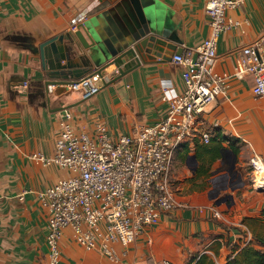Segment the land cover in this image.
I'll return each instance as SVG.
<instances>
[{"label":"crops","instance_id":"1","mask_svg":"<svg viewBox=\"0 0 264 264\" xmlns=\"http://www.w3.org/2000/svg\"><path fill=\"white\" fill-rule=\"evenodd\" d=\"M136 1L154 13L172 38L167 43L181 52L211 33L205 0ZM128 3L132 6L131 0H0V264L51 262L49 211L37 191L69 171L32 155H54L64 108L73 113L77 131L96 137L97 124H102L115 140L166 117L165 87L178 94L185 89L183 66L147 55L145 63L117 80L101 82L99 92L87 99L67 85L47 87L53 74L43 66L41 45L76 31L71 20L84 9V21L111 9L110 16L123 18ZM226 17L236 24L220 33L215 68L228 75L227 93L207 105L195 124V131L209 132L211 140L204 143L198 134L190 138L172 163L171 184L182 205L162 213L157 225L128 246L117 244L116 260L85 249L65 229L59 239L60 264H155L165 258L195 264L203 254L223 264L253 235L264 233V188L254 187L261 174L250 163L255 154L264 160V95L253 92L252 75H233L239 49L264 33V0H245L228 8ZM135 64L131 60L124 69ZM103 73L108 81L119 75L115 64ZM214 189L219 191L215 195Z\"/></svg>","mask_w":264,"mask_h":264},{"label":"built area","instance_id":"2","mask_svg":"<svg viewBox=\"0 0 264 264\" xmlns=\"http://www.w3.org/2000/svg\"><path fill=\"white\" fill-rule=\"evenodd\" d=\"M205 1L211 33L199 45L173 56V62L183 66L185 89L178 94L164 88V99L169 104L164 119L113 140L102 124H97L96 137L77 131L73 113L64 108L54 155L33 153V158L43 164H55L69 171L67 176L37 191L49 211L50 264H60L59 239L65 229H71L74 239L85 249L98 250L116 260L117 244L128 246L147 227L157 225L162 213L182 205L169 176L173 159L190 138L199 135L204 143L211 140L209 132L195 131V124L207 105L227 93L228 75L215 68L217 46L220 33L236 24L226 17V10L245 0ZM87 14L88 9H84L72 18L73 30L78 29ZM233 75L239 79L252 75L253 92L264 95V33L239 49ZM103 77L106 79L105 74ZM103 77L85 76L67 86L87 99L99 92ZM250 163L256 173L264 175L260 155H253ZM213 212L222 218L219 211ZM155 264L173 262L165 258Z\"/></svg>","mask_w":264,"mask_h":264},{"label":"water","instance_id":"3","mask_svg":"<svg viewBox=\"0 0 264 264\" xmlns=\"http://www.w3.org/2000/svg\"><path fill=\"white\" fill-rule=\"evenodd\" d=\"M131 1L132 6L129 3L125 6L128 16L120 18L115 13L110 16L111 9L96 20L82 22L84 33L79 26L76 31L54 36L41 45L43 66L53 74L46 82L47 87L68 85L73 80L94 74L103 77V72L115 64L119 75L110 81L103 77L102 82L107 85L145 63L144 55L167 61L181 52L177 45L167 43L172 38L154 13H149L143 3ZM131 60L136 64L125 70Z\"/></svg>","mask_w":264,"mask_h":264},{"label":"trees","instance_id":"4","mask_svg":"<svg viewBox=\"0 0 264 264\" xmlns=\"http://www.w3.org/2000/svg\"><path fill=\"white\" fill-rule=\"evenodd\" d=\"M264 215V209H263ZM195 264H217L207 255H201ZM223 264H264V233L255 236L254 240L241 248Z\"/></svg>","mask_w":264,"mask_h":264},{"label":"bare ground","instance_id":"5","mask_svg":"<svg viewBox=\"0 0 264 264\" xmlns=\"http://www.w3.org/2000/svg\"><path fill=\"white\" fill-rule=\"evenodd\" d=\"M254 186L258 188H264V176L259 175L254 182Z\"/></svg>","mask_w":264,"mask_h":264},{"label":"rangeland","instance_id":"6","mask_svg":"<svg viewBox=\"0 0 264 264\" xmlns=\"http://www.w3.org/2000/svg\"><path fill=\"white\" fill-rule=\"evenodd\" d=\"M171 168H172V166H171ZM171 172L172 171H170V180H171V183L173 182L172 181V179H171ZM261 175H263V174H261ZM264 176V175H263ZM254 185V184H253ZM172 186V188H173V190L175 191L176 190V187H174L173 185H171ZM255 187V186H254ZM219 191L217 190V189H214L213 191H212V194H217ZM236 192H238V190H236ZM255 239V237H254V235L252 236V239L251 240H254Z\"/></svg>","mask_w":264,"mask_h":264}]
</instances>
